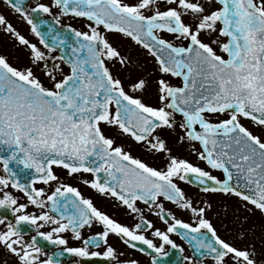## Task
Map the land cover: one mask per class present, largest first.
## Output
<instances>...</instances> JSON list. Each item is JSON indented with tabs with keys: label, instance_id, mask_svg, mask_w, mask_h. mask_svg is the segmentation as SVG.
I'll use <instances>...</instances> for the list:
<instances>
[{
	"label": "snow or ice",
	"instance_id": "obj_1",
	"mask_svg": "<svg viewBox=\"0 0 264 264\" xmlns=\"http://www.w3.org/2000/svg\"><path fill=\"white\" fill-rule=\"evenodd\" d=\"M5 3L36 40L0 13V264H141L113 237L177 264L172 234L180 264H264V0ZM205 195L237 198L235 236Z\"/></svg>",
	"mask_w": 264,
	"mask_h": 264
},
{
	"label": "flooded vegetation",
	"instance_id": "obj_2",
	"mask_svg": "<svg viewBox=\"0 0 264 264\" xmlns=\"http://www.w3.org/2000/svg\"><path fill=\"white\" fill-rule=\"evenodd\" d=\"M37 0H24V6L26 8L34 7ZM0 13H3L7 16L9 21L14 25V27L17 28L18 31H20L23 35H25L28 39L35 42L36 37L31 33L30 31V25L27 24V22L24 20V18L19 14L11 10L5 3V0H0ZM45 18H49L45 14ZM50 19V18H49ZM68 22L66 20H62V23ZM14 41H10L2 31H0V52L8 55L10 59H14L15 56L18 54V50L13 47ZM134 152L138 153V150L133 148ZM186 154V152H185ZM191 159H195L194 156L190 157ZM74 185L79 186L81 188V191L85 195H92L94 198V202L97 204L98 207H100L102 210L108 212L110 215L115 216L116 218L120 219L122 222L125 223H131L130 218L126 217L122 210H118L113 206L112 201H108L103 199L102 197L96 196L92 190L86 188L84 185L80 184L77 180L70 181ZM186 191L190 193H195V189L190 188L187 185H182ZM205 199L209 200L213 204V209L209 212V216L213 219L214 225L217 226L218 231L221 232L222 235H224L225 228L222 227V225H226L228 229H231L232 235L235 236L236 234V225H235V217L233 218V198L237 200V198H226L220 195H205ZM179 218L185 219L186 221L191 222L190 220V214L189 213H177ZM243 217V216H240ZM251 221L258 222V217L252 219L250 217ZM156 223L157 227H163L158 222L154 221ZM87 234H91V231H88ZM151 238V237H150ZM171 238L178 244L182 245L184 247V252L180 253L178 250L171 249L170 246H166V251H170V258L173 260H176L177 264H180V259L184 255H189L191 253V249L188 246L187 242L182 239L177 234H172ZM110 242L113 243L118 251H124L125 255H134L136 258H138L141 261V264H150L149 258L147 256L142 255L139 252H132V250L127 249L126 246L119 244L116 239L110 238ZM157 244H159V240H156ZM79 242L72 241L70 239V245H76ZM73 257L65 256L62 260V264H73ZM92 264H108L107 261L101 260L99 258L95 259ZM112 264H115V262H112Z\"/></svg>",
	"mask_w": 264,
	"mask_h": 264
},
{
	"label": "rangeland",
	"instance_id": "obj_3",
	"mask_svg": "<svg viewBox=\"0 0 264 264\" xmlns=\"http://www.w3.org/2000/svg\"><path fill=\"white\" fill-rule=\"evenodd\" d=\"M243 215H244L243 210L239 207L237 200L233 198V218L236 216H243ZM254 218L256 217H252V219Z\"/></svg>",
	"mask_w": 264,
	"mask_h": 264
}]
</instances>
